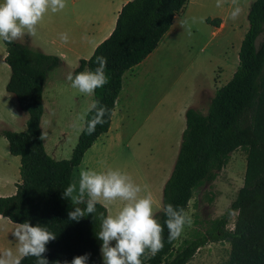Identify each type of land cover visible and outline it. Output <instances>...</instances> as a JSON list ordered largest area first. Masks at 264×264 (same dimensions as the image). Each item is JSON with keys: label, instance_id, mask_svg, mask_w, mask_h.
Listing matches in <instances>:
<instances>
[{"label": "trees", "instance_id": "obj_1", "mask_svg": "<svg viewBox=\"0 0 264 264\" xmlns=\"http://www.w3.org/2000/svg\"><path fill=\"white\" fill-rule=\"evenodd\" d=\"M187 1L129 0L122 5L109 36L74 70V75L86 69L94 71L96 57H106L108 83L95 90L93 102L99 101L113 112L123 73L157 47ZM246 18L248 27L231 77L216 89L206 113L194 107L185 111L178 153L162 188V207L171 203L185 210L194 191L213 181L237 148L246 151L243 185L227 212L206 232L175 247L176 239L168 242L165 226L163 249L144 264H188L199 247L220 240L229 243L228 256L220 264H264V37L260 39L264 35V0H253ZM205 21L218 26L220 18L207 16ZM3 43L4 61L10 70L5 88L28 118L25 130L0 132L10 153L19 157L20 175L15 192L0 196V215L17 224H41L55 233L56 239L47 244L44 253L49 264H64L86 253L90 254L88 264H102V241L96 235L100 220H95L94 214L79 221L69 219L68 199L62 193L85 151L108 130L111 117L106 116L107 122L97 125L92 135L80 132L69 158L50 156L41 139L42 98L48 72L61 60L17 41ZM97 211L107 215L100 205ZM231 211L236 215L229 229L226 224ZM159 218L162 223L167 219L163 212ZM21 264H36V257H24Z\"/></svg>", "mask_w": 264, "mask_h": 264}, {"label": "rangeland", "instance_id": "obj_2", "mask_svg": "<svg viewBox=\"0 0 264 264\" xmlns=\"http://www.w3.org/2000/svg\"><path fill=\"white\" fill-rule=\"evenodd\" d=\"M244 1L247 3L246 0H236L234 5L232 0H222L219 7H217V0L187 1L185 9L183 8L175 17L174 31L171 33L174 36L169 38L168 47L162 53L164 55L157 58L159 62H155L154 65L160 64L164 59H167L170 64L166 68L162 67L161 77L158 74L152 75L150 82L145 86L148 93L163 90L162 105L153 107L155 109L153 115L158 112L161 115L160 120L155 126L148 127L150 130L146 128V133L143 135H146L145 141H141V147L131 144L123 152L112 150L109 156L104 150L102 158L107 160L99 163L95 168L101 167V170L109 167L118 168L130 174L136 183L142 186L147 185L149 191L152 192V189L155 191L158 188L163 173L161 169L166 165L165 156L169 155L167 144L162 143L164 139L162 134H165V131L176 122L178 127L174 128L172 136L176 129H180V123L184 117L180 115V109L191 100L192 90L197 85L200 88L194 107L206 113L216 89L231 77L238 64L240 41L248 25L246 12L244 13ZM66 4L62 11L49 12L45 16L38 27L37 35L58 39L63 30L64 19L68 27L75 21H80L82 17L85 20V16L97 9L103 10V0H66ZM236 6H239L241 11L236 19H232L231 13ZM219 12L226 15L224 29H214L205 23L207 16L215 18L219 16L217 14ZM166 36L162 38L160 44L166 40ZM263 37L264 35L260 39ZM1 57L2 53H0V91L2 74L9 70L4 67ZM68 69L58 66L48 72L42 98L43 114L40 126L42 135L45 132L43 143L47 153L55 159L70 157L80 133L73 125L78 117L85 115L89 105L93 103V95L76 94L75 91L78 90L73 89L67 80V75L72 72V69L70 71ZM152 106L147 105L145 109L148 110ZM153 115L148 125L154 124ZM27 118L28 114L18 109V114L6 128L13 131L25 130ZM80 123L83 125L84 121ZM158 136L162 137L156 139ZM175 136L176 134L173 138ZM1 138L5 139L3 136ZM154 144L155 152L149 156V151L153 149ZM245 166L246 151L237 148L231 152L228 162L216 178L202 184L194 191L185 209L192 218V224L185 225L183 232L176 239L175 247L185 239L206 232L214 220L227 212L239 188L243 185ZM18 167V156L11 155L7 149V143L0 140V191L7 192L13 187L11 180L15 173L19 175ZM81 168L82 165L73 170L70 183L73 181L78 183ZM161 198L162 192L160 194L158 192L155 200L160 207H162ZM109 207L115 213L119 205H109ZM74 209L75 205L68 199L66 210L70 212ZM235 215V211L230 212L227 228L233 227ZM11 228L8 226L0 228L1 249H14V244H17L12 233L15 228ZM228 251L229 243L225 240L208 242L197 249L188 264H220L226 260Z\"/></svg>", "mask_w": 264, "mask_h": 264}, {"label": "clouds", "instance_id": "obj_3", "mask_svg": "<svg viewBox=\"0 0 264 264\" xmlns=\"http://www.w3.org/2000/svg\"><path fill=\"white\" fill-rule=\"evenodd\" d=\"M236 4V0H232ZM222 0H217V7ZM66 0H0V40L8 43L31 38L38 34V27L45 16L65 9ZM240 7L233 8L231 18L236 19ZM62 42H68V34L61 33ZM98 67L94 71L84 70L73 75L69 72L67 80L73 89L92 96L97 88L108 83L106 75L107 59L97 56ZM92 113L90 119H86ZM114 115L99 101L89 105L85 115L78 117L74 127L80 132L92 135L97 125H103ZM84 121V125L80 122ZM45 132L41 139H44ZM63 198L70 199L75 209L68 213L69 219L79 221L90 214L100 220V229L96 233L102 241L101 254L103 264H144L164 247L163 233L168 230V242L177 239L185 225L192 224L191 216L182 207L171 203L160 207L147 185H140L133 177L118 168L95 169L81 168L78 183L73 181L62 193ZM119 205L113 213L109 205ZM86 205V207H81ZM100 205L107 212H98ZM167 217L161 222L159 214ZM17 241L15 249H5L0 252V264H21L24 257H36V264H49L44 256L47 244L56 239V234L41 224L30 222L18 223L12 232ZM113 242H115L113 244ZM90 254L78 255L64 264H88ZM59 264V262H58Z\"/></svg>", "mask_w": 264, "mask_h": 264}, {"label": "crops", "instance_id": "obj_4", "mask_svg": "<svg viewBox=\"0 0 264 264\" xmlns=\"http://www.w3.org/2000/svg\"><path fill=\"white\" fill-rule=\"evenodd\" d=\"M127 1L129 0H103V10L97 9L95 12L85 16V20L84 17H82L80 18V21H75L68 27L67 21L66 19H64L62 33L68 34L69 39L67 43L62 42L60 37L56 39L43 35H37L33 38L26 36L23 40L17 42L30 46L34 49H38L46 54L58 56L61 60L59 66H63L67 69H72V73L74 74V70L78 67L79 61L81 59H88L93 53L95 47L109 36L115 26L116 17L120 8ZM246 1L247 3L244 1V13L246 12L247 16L249 5L253 0ZM185 7L186 6H184L183 8L185 9ZM177 14L174 16L172 25L170 26L168 31L162 36L163 38L165 35H167L165 37L166 40L160 44L162 40L161 38L157 47L150 54H148L146 58L123 73L122 86L115 101L113 110L114 115H111L109 128L106 132L102 133L85 151L78 166L82 165V167L85 169L91 168L100 171L101 167H95L99 163L107 160L102 158V153L104 150L108 152L109 156L112 153V150L123 152L124 149H127L129 145L131 146V144L137 147H141V141H145L146 135H143L146 133V128L152 125L155 126L156 122L160 120L161 115L158 112H155V114L153 115V112L155 110L153 109V107L154 105H162L161 101L163 98V90H155L148 93L145 86L150 82L152 75L158 74V76L161 77L162 67L166 68L170 64L169 62H167V59H164V61L161 62H164L163 64L160 63L154 65L155 62H159L157 58L159 59L164 55L162 53L168 47L169 38H172L174 36L171 33L172 31H174L173 24L175 23V17L177 16ZM217 14L219 15L217 17L220 18V23L218 26L209 24L206 21L205 23L214 27V29H224L226 26V15L220 12ZM209 17L214 18L213 16ZM159 45H161V47H159ZM0 53H2L1 61L4 67L9 69L8 65L4 61L6 49L2 40H0ZM70 69L68 70L70 71ZM9 75L10 70L4 71L2 74V88L0 91V132L3 129H7V124L14 120L15 116L18 114L19 109L15 96L12 93L8 92L5 88V85L9 79ZM128 78L130 79L129 81ZM199 88V85H197L194 90H192L191 100L188 103H185L182 106V109H180L181 107L179 108L181 111L180 115L182 114V116L184 117L182 120L180 119V129H176L174 131V135L176 134V136L173 138L174 135L172 136V133L174 128L178 127L177 122L174 126L171 125L169 129L165 131V134H162L164 138L162 143L167 144V152H169V155L165 156L166 165L161 169L163 173L161 174V179L159 181V189L156 188L155 191L152 189L154 198H157L158 192L159 194L162 192L163 184L171 173L178 153L180 137L185 128V111L188 107H194ZM75 92L79 96L81 95L79 91ZM147 105L153 106L150 109L146 110L145 106ZM152 115L154 124L148 125V122ZM148 130H150V128H148ZM138 135L140 136L137 138ZM1 137L0 140L5 144L7 143V149L9 151L8 141L6 139L3 140ZM160 137L162 136H158L156 137V139ZM154 147L155 144L153 145V149H150L149 156H152L154 154ZM170 153H172V155ZM16 179L20 180V175L17 176L15 173L14 177L11 180L13 187L7 192L0 191V196L11 195L15 192V184L17 183ZM2 226L5 228H7V226L10 228H16L17 223H13L6 217L0 215V228ZM16 247L17 244H14V249ZM1 250L4 249H1L0 246V251Z\"/></svg>", "mask_w": 264, "mask_h": 264}]
</instances>
